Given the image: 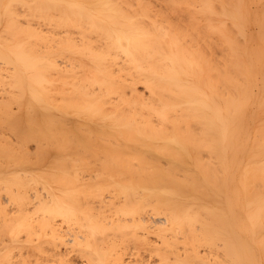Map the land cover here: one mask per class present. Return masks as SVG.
<instances>
[{
  "label": "bare ground",
  "instance_id": "6f19581e",
  "mask_svg": "<svg viewBox=\"0 0 264 264\" xmlns=\"http://www.w3.org/2000/svg\"><path fill=\"white\" fill-rule=\"evenodd\" d=\"M0 264H264V0H0Z\"/></svg>",
  "mask_w": 264,
  "mask_h": 264
},
{
  "label": "rangeland",
  "instance_id": "374dc122",
  "mask_svg": "<svg viewBox=\"0 0 264 264\" xmlns=\"http://www.w3.org/2000/svg\"><path fill=\"white\" fill-rule=\"evenodd\" d=\"M153 1H155V0H153ZM158 1H159V0H158ZM161 2H162V1H161ZM156 3H157V2H156ZM158 3H159V2H158ZM158 3H157V4H158ZM159 4H161V3H159ZM154 5H156V4H154Z\"/></svg>",
  "mask_w": 264,
  "mask_h": 264
}]
</instances>
